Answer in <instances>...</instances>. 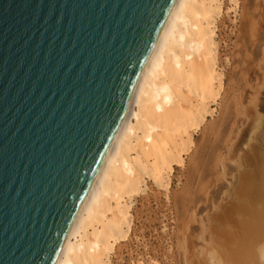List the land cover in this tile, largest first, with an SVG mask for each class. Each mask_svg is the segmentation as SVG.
I'll return each instance as SVG.
<instances>
[{
  "label": "water",
  "instance_id": "obj_1",
  "mask_svg": "<svg viewBox=\"0 0 264 264\" xmlns=\"http://www.w3.org/2000/svg\"><path fill=\"white\" fill-rule=\"evenodd\" d=\"M174 0H0V264H54Z\"/></svg>",
  "mask_w": 264,
  "mask_h": 264
},
{
  "label": "bare ground",
  "instance_id": "obj_2",
  "mask_svg": "<svg viewBox=\"0 0 264 264\" xmlns=\"http://www.w3.org/2000/svg\"><path fill=\"white\" fill-rule=\"evenodd\" d=\"M238 5L239 0H174L54 264H111L115 247L131 234V210L137 197L146 193L148 182L162 192L165 202L179 205L185 201L171 196L172 178L176 172L185 173L195 136L214 127L208 124L223 98V65L228 62L222 58L217 30L223 7L225 15L235 16ZM227 121L224 114L221 127ZM261 140L264 143V133ZM246 157L248 169L236 184L239 201L226 207L227 212L223 209V215L220 212L222 226L225 222L233 226L214 234L223 240L219 246L227 252L222 256L225 264H264V157ZM192 172H187L184 190L193 187L189 186L194 184Z\"/></svg>",
  "mask_w": 264,
  "mask_h": 264
},
{
  "label": "rangeland",
  "instance_id": "obj_3",
  "mask_svg": "<svg viewBox=\"0 0 264 264\" xmlns=\"http://www.w3.org/2000/svg\"><path fill=\"white\" fill-rule=\"evenodd\" d=\"M224 12L217 30L222 58L228 59L223 65L221 105L209 121L208 125H214L212 132L207 128L195 136L185 173L176 172L172 178L171 196L185 201L180 204L179 200V205L165 202L162 192L148 182L146 193L137 197L131 210V234L115 247L111 264H197L198 260L200 264H225L222 256L227 252L220 250V238L214 234L233 224L222 226L219 218L239 201L236 184L248 169L246 156L264 157V0H239L235 16ZM224 114L228 119L225 128L220 123ZM188 171H193L194 184L184 190ZM214 224L219 230H214Z\"/></svg>",
  "mask_w": 264,
  "mask_h": 264
}]
</instances>
